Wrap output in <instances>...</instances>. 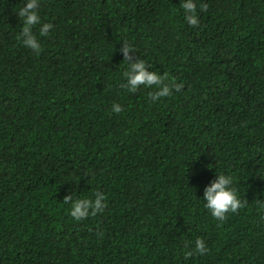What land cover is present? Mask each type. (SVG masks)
<instances>
[{"label":"trees","instance_id":"trees-1","mask_svg":"<svg viewBox=\"0 0 264 264\" xmlns=\"http://www.w3.org/2000/svg\"><path fill=\"white\" fill-rule=\"evenodd\" d=\"M39 2L36 54L26 0H0V264H264V0H196L195 27L181 0ZM125 42L182 90L122 87ZM220 173L248 201L224 221ZM96 191L107 208L72 219L64 197Z\"/></svg>","mask_w":264,"mask_h":264},{"label":"clouds","instance_id":"clouds-1","mask_svg":"<svg viewBox=\"0 0 264 264\" xmlns=\"http://www.w3.org/2000/svg\"><path fill=\"white\" fill-rule=\"evenodd\" d=\"M40 2L39 0H26L25 6L19 11V17L23 20V27L21 29L18 39L22 41L24 47L31 49L36 54L41 52V44L36 34L33 32V28L37 25H41V17L39 14ZM180 7L184 11V18L190 26H198L199 15L197 11L196 0H181ZM208 5L201 2L199 4L200 11H207ZM51 23H43L39 29V35L41 37L47 36L52 29ZM124 62L127 63V70L123 73L127 83L122 85L131 93L137 92L140 86L147 88H155L154 92L149 93V98L156 102L160 98L170 97L173 94V90L179 92L182 90L183 85L175 82L174 79H170L167 73L161 76L158 72H149L146 69L151 67L144 60L133 61V57L129 55L131 52H135V49L128 44L124 43L121 49ZM112 111L119 114L122 111L120 104H113ZM234 185V177L232 175H226L224 173L217 174V178L211 183V186L207 187L204 192V200L206 201L205 207L210 211L213 218L224 221L229 213H237L240 209L246 207L248 201L241 199L238 195L237 189ZM108 197L100 191L94 193V198H76L73 195H66L64 197V204H69V215L75 221H83L89 217H95L102 213L107 208ZM71 202V203H70ZM261 207L264 208V201L258 200ZM209 249L202 238H197L195 241V247L191 251H185V259H190L194 254L206 255Z\"/></svg>","mask_w":264,"mask_h":264}]
</instances>
